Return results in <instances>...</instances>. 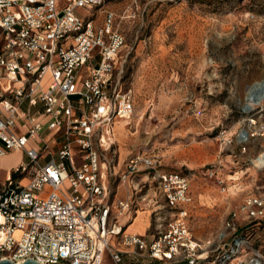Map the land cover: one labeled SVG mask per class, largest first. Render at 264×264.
<instances>
[{"label": "built area", "instance_id": "2783aa9c", "mask_svg": "<svg viewBox=\"0 0 264 264\" xmlns=\"http://www.w3.org/2000/svg\"><path fill=\"white\" fill-rule=\"evenodd\" d=\"M105 1L0 0V157L10 151L27 157L0 180V261L102 264L108 253L118 264L114 238L156 260L264 264L247 232L237 233L235 214L221 235H231L229 243L210 256L211 243L196 240L188 226V177L158 169L155 155L128 158L120 178L147 172L146 180L130 186L123 200L110 197L100 149L114 144V122L133 113L132 95L114 74L125 46L120 24L140 0H128L121 15L104 11L98 24L91 11ZM80 8L90 13L83 17ZM216 180L225 190L224 180ZM158 198L166 215L150 210L153 231L126 234L128 221L121 225L120 218L135 215L141 204L157 205ZM247 207L258 229L262 199L250 198Z\"/></svg>", "mask_w": 264, "mask_h": 264}, {"label": "rangeland", "instance_id": "374dc122", "mask_svg": "<svg viewBox=\"0 0 264 264\" xmlns=\"http://www.w3.org/2000/svg\"><path fill=\"white\" fill-rule=\"evenodd\" d=\"M128 4L106 0L91 12L99 24L104 11L121 15ZM120 27L125 46L114 80L130 91L133 113L124 134L114 122V144L100 149L110 197L123 200L130 186L146 180L147 172L120 178L128 158L155 155L158 169L188 177L194 197L207 192L208 204L192 202L188 226L197 240L211 243L210 256L229 243L231 235L222 236L233 214L237 233L247 232L250 247L264 253V218L254 230L247 207L260 197L264 209V167L253 163L264 147V99L248 113L242 109L248 86L264 81V0H140ZM251 120L249 140L238 142ZM5 169L0 161V180ZM157 203L140 209L166 215L163 201ZM104 259L112 264L107 253Z\"/></svg>", "mask_w": 264, "mask_h": 264}, {"label": "crops", "instance_id": "0c3cea01", "mask_svg": "<svg viewBox=\"0 0 264 264\" xmlns=\"http://www.w3.org/2000/svg\"><path fill=\"white\" fill-rule=\"evenodd\" d=\"M51 146L53 147L54 150L57 149L56 145L51 144ZM26 160H27V157L23 151H10L6 153L4 156L0 157V161L5 163V168H6L4 171L3 180L5 179L6 175L9 173L11 169H13L14 167H16L17 165H19L20 163ZM203 194L204 193H199L198 195H195L194 197V194L190 193L192 200H193L192 202H195L196 204H199V205L208 204V201L205 198V195ZM193 206L194 205H192L191 208ZM137 213L131 217L129 215H125L120 218L119 222L121 225H123L124 223L128 221L124 227V232L126 234L149 235L151 232L150 217H149L150 213H149L148 220H147L148 222L145 224L143 223L142 219L134 223V219L137 216ZM111 246L113 250L120 252L121 261L118 264H187L185 260L162 261V260L152 259L145 252L137 251L133 247L125 246L114 238L111 240ZM105 255H104V258H105ZM104 258H103L102 264H104V260H105ZM112 264H114L113 261H112Z\"/></svg>", "mask_w": 264, "mask_h": 264}, {"label": "bare ground", "instance_id": "6f19581e", "mask_svg": "<svg viewBox=\"0 0 264 264\" xmlns=\"http://www.w3.org/2000/svg\"><path fill=\"white\" fill-rule=\"evenodd\" d=\"M253 88V91L254 90H258V91H264V84L261 83V81L259 82H255V85L252 87V85L248 86L247 90H246V93H245V96H244V103L243 105L245 104V102H247V98L249 97V91ZM245 113H248L250 111H244ZM254 120H251L247 127L245 128L246 131H247V135L246 136H240L238 134L237 136V141L238 142H247L249 140V137H250V134L248 133L249 129H251L252 125L254 124ZM130 124V122L128 121V119H125V120H119L117 123H116V126L115 128L120 132V134H124L123 131L126 130V126H128ZM253 163L256 167H264V147L262 148L261 152L258 154V156H256L253 160ZM207 194V192H204ZM210 195V194H209ZM215 196V195H214ZM208 199V196H206ZM217 198V196H215V199ZM209 200V199H208ZM149 213L150 211L148 209H143V210H139L138 213H137V216L135 217L134 219V223L138 222L139 220L142 219L143 223H147L148 221V216H149Z\"/></svg>", "mask_w": 264, "mask_h": 264}, {"label": "water", "instance_id": "95a60500", "mask_svg": "<svg viewBox=\"0 0 264 264\" xmlns=\"http://www.w3.org/2000/svg\"><path fill=\"white\" fill-rule=\"evenodd\" d=\"M262 84H264V81H261ZM255 85V83L252 84V87ZM264 99V91H253V88L249 91V97L247 98V102L243 105V111H251L253 110V105L259 104ZM240 136H246L247 131L245 128H242L239 133ZM0 264H15L12 261L9 260H3L0 261ZM20 264H40L34 260L27 259L23 263Z\"/></svg>", "mask_w": 264, "mask_h": 264}]
</instances>
